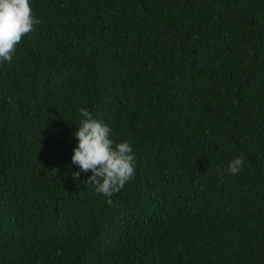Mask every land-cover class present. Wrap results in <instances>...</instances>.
Returning a JSON list of instances; mask_svg holds the SVG:
<instances>
[{
    "label": "trees",
    "instance_id": "trees-1",
    "mask_svg": "<svg viewBox=\"0 0 264 264\" xmlns=\"http://www.w3.org/2000/svg\"><path fill=\"white\" fill-rule=\"evenodd\" d=\"M0 264H264V0H0Z\"/></svg>",
    "mask_w": 264,
    "mask_h": 264
}]
</instances>
